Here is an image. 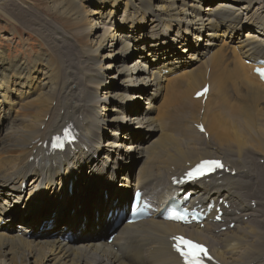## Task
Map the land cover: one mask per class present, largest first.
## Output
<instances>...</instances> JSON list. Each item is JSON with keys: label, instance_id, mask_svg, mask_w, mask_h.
<instances>
[{"label": "bare ground", "instance_id": "1", "mask_svg": "<svg viewBox=\"0 0 264 264\" xmlns=\"http://www.w3.org/2000/svg\"><path fill=\"white\" fill-rule=\"evenodd\" d=\"M10 1L0 0V13ZM99 1H62L67 32L41 24L50 31L41 29L44 37H39L58 53L55 70L50 63L40 65V59L18 61L10 70L0 54V264H182L170 242L179 235L207 245L223 264H264V110L224 99L231 80L248 91L245 101L249 95L264 97L255 65L245 64L264 61V0H228L232 5L220 3L214 10L202 8L208 0H126L124 13L120 0ZM85 2L94 3L95 11ZM243 27L251 30L235 39ZM125 29L130 33L122 34ZM219 65L226 76L239 66L243 80H224L223 73L214 72ZM114 68L118 77L106 82ZM188 76H198L196 92L210 85L205 104L194 95L187 100L195 102L187 103L188 114L180 110L171 119L167 111L158 113L165 100L180 103ZM139 101L147 102L143 111ZM70 124L79 132L75 151L49 153L45 142ZM199 124L206 134L196 130ZM12 157L19 158L12 162ZM212 159L223 160L236 175L222 173L186 188L172 185L173 178ZM142 160L133 178L130 167ZM101 186L119 199V212L137 189L157 210L184 189L193 194L191 207L223 200L230 208L224 209L222 224L207 221L204 229L159 216L122 224L110 244L107 213L116 208L114 199L99 196ZM69 187L75 197L67 196ZM55 206L75 213L64 216L61 228L57 221L48 223L49 229L35 228ZM19 216L26 231L16 230ZM65 227L86 234L64 240ZM33 230L37 235L28 239Z\"/></svg>", "mask_w": 264, "mask_h": 264}, {"label": "rangeland", "instance_id": "2", "mask_svg": "<svg viewBox=\"0 0 264 264\" xmlns=\"http://www.w3.org/2000/svg\"><path fill=\"white\" fill-rule=\"evenodd\" d=\"M62 1H65V0H56L53 3H49L46 0H11L10 1L9 8H6L2 13H0V54H2L1 55L2 58L5 59L6 62H7V66L6 67H8L11 70L12 69L11 64H14V63H16L18 61L27 60V59L37 61V60L40 59L41 60L40 65H45L46 63H50V65H52L51 67L53 68V70H55L57 68L56 63H55L56 62L55 61L56 57L58 56L56 48H54V45L52 43H50V42L49 43H50L51 47H47L46 44L42 41V39L39 37V35L43 36V34L41 33V29H43L46 32L50 31L49 28L40 27L41 24L44 23V22L46 23L45 25H47L49 27L51 26V27H53V28H55L57 30H61V31H64V32L65 31L66 32L69 31V28L66 25L63 24V22L61 21V17H60V15H64V10H65V9H61V2ZM90 1H92V2H100L99 0H90ZM125 3H126V0H120L119 8L122 7L121 11H123V9L125 10ZM220 3L227 4L228 6L232 5L231 2L228 1V0H208L207 3H203L202 8L203 9H208V10L209 9L210 10H214L216 8L221 7V6H218ZM93 4L94 3H87V2L84 3L85 8L88 7L89 9H91L94 12L95 8L94 9L91 8ZM22 7H27V8L25 10H23ZM255 9H257V5L254 6L253 10L251 11V13H249V15L252 14L253 11H255ZM119 12L117 14L120 15L119 17H122V13L119 14ZM123 13H124V11H123ZM115 16H117V15L115 14ZM92 21L93 20H90L88 25H91ZM242 21L243 22L245 21V16L242 17ZM250 30L251 29L249 27H243L241 29V31H239V33H235L234 34V36L236 35L235 39H236L237 36H239L241 38H244V36H246L247 33ZM125 31H126V29L123 31L122 34H125L126 33ZM129 33H130V31H128L126 34H129ZM229 46L233 47L234 44L231 43V44H229ZM136 55L133 54V60L134 61L138 60V55L137 56ZM225 56H227L226 58L229 57L231 59V57L229 55V50L227 52H225ZM227 62H229V61L227 60ZM247 62L248 61H246V65L249 66L247 64ZM31 64H32V62H31ZM236 68L237 69H235V70L227 71V76L224 75V73H223V70L225 68H223L220 65L217 66V68L214 70V72L217 71V72H219L221 74L223 73L221 75V77L223 76L224 80H231V78L232 79L234 78L236 81L237 80L238 81L239 80L242 81L243 78L240 76L241 77V79H240L239 74H238L239 66H236ZM0 69H3L1 63H0ZM230 72H232V74ZM234 72L238 76H236V74ZM228 75L229 76L231 75L232 77L230 76V78H229ZM233 75H235V76H233ZM113 76H115L116 78L118 77V69L117 68H114L111 71H108V74L106 76L107 77L106 82H110V81H108V78L113 77ZM193 77L194 76H188L187 77V81L188 80H191V81H190V83H188L189 81L188 82L186 81V83H188V84L185 83V87L186 88L183 89L181 95L178 97L179 98L178 102H180L181 104L180 103H178V104L175 103L173 105V104H171V102H169L167 104V101L165 100L162 104L159 105V108H158L159 112L158 113H161L163 111H167L169 113V115L171 114L170 115L171 119L175 118L177 116V114H175V113H179L181 111H183V113L185 112V113L188 114V112H186L187 109H185V108H188V111H189L190 104H191V102H189V101L193 100V96L197 93L194 90V88L197 90V86H196L197 82L196 81L198 80L197 79L198 76L197 77L195 76L194 79H192ZM237 78H239V79H237ZM113 82L117 83L115 88H118L120 90L119 81L116 79ZM192 82H193V84L191 85ZM253 82L256 83L255 81H253ZM188 85H190L192 87H190V86L188 87ZM193 86H194V88H193ZM226 86H227L226 87V91H225L226 93L224 92V95L226 94L229 98L225 95L224 99L226 97V101L228 100L227 101L228 104H239V103H242L241 105L244 104L246 107L250 108L253 111L264 110V100H263L264 97H262V98L261 97H259V98L256 97L255 98L253 95H249L251 98L249 99V101H248V97L245 98L246 101H247L246 102L242 98V96L245 95L246 93H248V91L245 92V90L243 88H238V86L235 85V83L232 80L229 81L226 84ZM191 88H193V90H190ZM188 89H189V91H188ZM213 89L215 91H217L219 96H221V94L219 93V91L217 89H215L214 87H213ZM50 90L54 91L53 88H51ZM260 90H262V89L260 88ZM191 91H192V93L190 94ZM41 92L43 93V92H46V91H41ZM262 92H263V90H262ZM152 93L153 92H151V94ZM187 95H189V96L187 97ZM181 96H182V99H181ZM184 97H185V99H183ZM190 98H191V100H190ZM252 99H253V102L251 101ZM176 100H177V98H176ZM184 100H186V102ZM187 100H189V101H187ZM214 100L218 101L219 97L215 96ZM244 101L246 103H244ZM174 102H175V100H174ZM187 103H190V104H187ZM194 103L192 102L191 106H193ZM138 104H139L138 106H139L141 111H143L144 108L147 107V102L139 101ZM169 105L171 107H169ZM179 106H181V107H179ZM215 106H217V105L215 104ZM135 109H138V108H135ZM183 109H185V110H183ZM108 115H109V119L110 118L112 119L114 117L111 113H108ZM172 116H174V117H172ZM169 121H170L169 122V128L171 126L173 127L174 121H172L170 119H169ZM171 123H172V125H171ZM169 128H166V129L163 128V131L167 132V129H169ZM103 140L106 141L105 138ZM18 158L17 157H12V162H16ZM143 163L144 162L142 160V161H140L137 164L136 163L132 164L133 167L132 168L130 167V171H131V175H132L133 178H135L136 176L139 175V171H140L141 167L143 166ZM261 164H263V161H261ZM140 165H141V167H140ZM123 175H125V173H122L121 176H123ZM118 183H119V180L117 181V184ZM27 185H28V181H27ZM99 190H98L99 196H103L104 195V198L109 197V199H107V202L111 203L112 199H114V200L117 199V198H114V195L110 192L109 189H105V186H101ZM113 205H114V201H113ZM252 206L255 208L256 205L254 203H252ZM30 210L27 211V213H29ZM70 212H72V211L70 210ZM72 213H74V212H72ZM51 214H53V212ZM70 214L71 213H69L68 215L70 216ZM53 217H56V218L59 219V221L57 223L58 228H61L63 225L66 224L64 221H61V220H64L63 216H60V215L59 216H55L53 214ZM44 218H45V216H43V215H41L39 217V219H41V220H43ZM5 219H8V218L5 217ZM39 219H38V221H39ZM244 221H248V218H245ZM14 223H15V227H16L17 231H21L23 229V225H22L23 222H22V217L21 216H19V220L14 222ZM2 225H4L3 222H2ZM32 227L34 228V226H32ZM35 228H37V227H35ZM225 229H227V227H225ZM26 230H27V228H24V231H26ZM119 230H120V228L118 227L116 229L115 234L118 233ZM81 231H83V230H80L79 232L77 231L76 233L73 232V231H69V232H71V234H73L77 238V235H78V237H81L82 235L86 234L85 232L81 233ZM28 233H29L28 234V239H32V238H34L37 235V234H35V230L29 231Z\"/></svg>", "mask_w": 264, "mask_h": 264}, {"label": "snow or ice", "instance_id": "3", "mask_svg": "<svg viewBox=\"0 0 264 264\" xmlns=\"http://www.w3.org/2000/svg\"><path fill=\"white\" fill-rule=\"evenodd\" d=\"M257 72L261 77H264V68H258ZM219 167H223L219 161H204L193 172H190L189 175L196 177L202 175L206 169L211 170ZM171 218L183 219L176 215H173ZM174 246L183 257L185 264H204V258L208 255L207 249L202 245L183 237L178 238V242Z\"/></svg>", "mask_w": 264, "mask_h": 264}]
</instances>
